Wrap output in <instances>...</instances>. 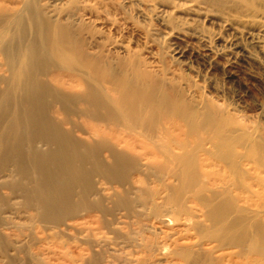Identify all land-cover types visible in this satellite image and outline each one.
<instances>
[{
  "label": "bare ground",
  "instance_id": "1",
  "mask_svg": "<svg viewBox=\"0 0 264 264\" xmlns=\"http://www.w3.org/2000/svg\"><path fill=\"white\" fill-rule=\"evenodd\" d=\"M248 44L257 0H0V264H264V127L170 66Z\"/></svg>",
  "mask_w": 264,
  "mask_h": 264
},
{
  "label": "rangeland",
  "instance_id": "2",
  "mask_svg": "<svg viewBox=\"0 0 264 264\" xmlns=\"http://www.w3.org/2000/svg\"><path fill=\"white\" fill-rule=\"evenodd\" d=\"M264 3V0H257ZM153 29L158 28L155 21ZM140 25L132 42L140 45L141 54L155 52L161 47L154 35L145 38ZM247 45V44H246ZM193 48L182 62L172 64L176 70L190 82H195L206 95L223 102L234 113L249 116L264 127V52L248 44V53L241 56L219 57L215 61L203 58L201 46ZM165 48V46H164ZM166 61H170L171 53L164 49ZM7 258V249L0 248V262ZM5 264H16L7 260Z\"/></svg>",
  "mask_w": 264,
  "mask_h": 264
}]
</instances>
